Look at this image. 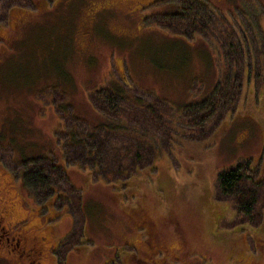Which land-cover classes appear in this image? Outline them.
Returning <instances> with one entry per match:
<instances>
[{"label": "rangeland", "instance_id": "1", "mask_svg": "<svg viewBox=\"0 0 264 264\" xmlns=\"http://www.w3.org/2000/svg\"><path fill=\"white\" fill-rule=\"evenodd\" d=\"M163 1L0 0V209L38 253L26 264H264V199L252 227L217 188L219 171L246 160L264 177V0H192L213 29L189 38L156 22L180 11ZM234 40L238 106L226 126L189 140L178 114L213 93ZM115 85L177 114L174 129L143 135L157 158L125 185L66 164L62 135L70 118L88 130L107 122L90 95ZM36 162L63 169L49 202L24 182Z\"/></svg>", "mask_w": 264, "mask_h": 264}, {"label": "trees", "instance_id": "2", "mask_svg": "<svg viewBox=\"0 0 264 264\" xmlns=\"http://www.w3.org/2000/svg\"><path fill=\"white\" fill-rule=\"evenodd\" d=\"M167 1L179 2L181 8L172 16L160 15L161 17L155 19L165 30L189 38V35L195 37L196 33L205 34L213 29L210 26L213 20H208L206 16L201 17L196 11L197 8L204 9L199 6L198 1ZM234 37L236 35L231 32L230 40ZM234 43L235 40L229 44L230 51L225 54L228 62L221 67L220 78L213 93L202 100L185 105L178 114V119L180 118L178 123L187 127L185 136L189 140L204 141L206 137L213 135L216 129L226 126L228 120L224 121V118L238 106L243 92V70L240 68L242 52L238 43L236 45ZM229 56L236 58L237 61H231ZM227 63H231L232 66L226 67ZM131 88L115 85L113 88L104 87L91 93L92 105L99 113L109 118L107 122L92 130L85 128L77 119H68V131L66 130L65 134L62 132V135H65L63 142L66 164L97 169L96 174L103 180L122 185H125L123 182L138 175L140 170L153 166L158 155V147L154 146L151 140L146 141L143 135L147 133L156 135L165 133L170 128L174 129L177 114L160 96L150 95L151 98L144 99L136 94L137 87L134 90ZM165 117L169 121H166ZM221 123L224 125L220 126ZM41 164L43 163H33L32 167L26 170L24 182L32 189L35 199L48 201L50 193L55 192L51 180L56 176H52V173L59 174L63 169L55 163H46L47 167L43 164L46 167L45 171ZM260 176L259 167L252 166L251 160L224 168L217 175V188L228 202H231L233 217L252 227L262 224L256 223L257 219L260 222L263 213L259 204L264 199V177ZM62 177L67 178L65 171ZM70 197L72 200V196ZM79 204L77 208L80 210ZM225 220L226 218H223L221 221Z\"/></svg>", "mask_w": 264, "mask_h": 264}, {"label": "flooded vegetation", "instance_id": "3", "mask_svg": "<svg viewBox=\"0 0 264 264\" xmlns=\"http://www.w3.org/2000/svg\"><path fill=\"white\" fill-rule=\"evenodd\" d=\"M1 177L2 176H0V179ZM6 215L7 212L0 209V264L9 261H12L14 264H26V261L31 263V261L34 260L32 255L37 256L38 253L36 251L30 252L25 250L23 245V241L26 239L25 234L14 232L15 229H10L8 226H5L3 220ZM26 254L30 255L32 259ZM36 259H38V257L35 258L34 261H36Z\"/></svg>", "mask_w": 264, "mask_h": 264}]
</instances>
